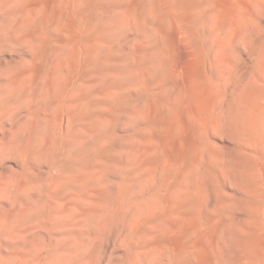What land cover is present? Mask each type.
Here are the masks:
<instances>
[{"label":"bare ground","instance_id":"obj_1","mask_svg":"<svg viewBox=\"0 0 264 264\" xmlns=\"http://www.w3.org/2000/svg\"><path fill=\"white\" fill-rule=\"evenodd\" d=\"M243 2L230 9L233 21L264 13V0ZM225 5L0 0V47L29 49L0 56V118L9 119L0 153L24 160L0 178L14 200L0 227V264H203L197 233L174 222L195 192L186 159L196 152L185 145L196 132L172 119L181 97L168 88L180 86L170 80L173 38L191 42L210 18L227 17ZM196 60L205 66L199 49ZM169 148L181 162H159ZM259 236L252 264H264V226Z\"/></svg>","mask_w":264,"mask_h":264},{"label":"rangeland","instance_id":"obj_2","mask_svg":"<svg viewBox=\"0 0 264 264\" xmlns=\"http://www.w3.org/2000/svg\"><path fill=\"white\" fill-rule=\"evenodd\" d=\"M236 2L247 6L243 0H225L226 18H210L191 42L184 44L176 37L172 42L178 61L170 80L180 86L175 90L169 85L168 92L179 93L181 102L171 117L192 123L196 132L185 145L187 152H196V157L191 153L186 159L193 169L188 184L195 192L182 199V208L188 210L185 218L178 214L174 222L179 230L185 225L197 233L203 264H252L263 242L259 233L264 226V134L256 125L264 104V13L253 10L254 16L247 11L234 15L233 21L228 13ZM1 47L0 56L29 51L18 44ZM198 49L205 66H198ZM2 122L8 123V117L0 118ZM158 156L159 162L170 165L181 162L170 148ZM23 162L20 153L1 152L0 178ZM13 203L10 194L0 191V227L7 226L4 219ZM3 242L0 236V249Z\"/></svg>","mask_w":264,"mask_h":264}]
</instances>
